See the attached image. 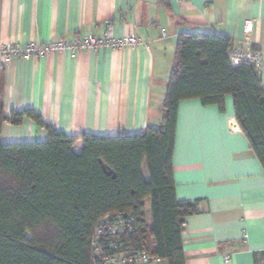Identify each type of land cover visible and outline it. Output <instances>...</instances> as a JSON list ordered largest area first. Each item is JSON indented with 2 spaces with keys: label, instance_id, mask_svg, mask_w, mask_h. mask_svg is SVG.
<instances>
[{
  "label": "crops",
  "instance_id": "1",
  "mask_svg": "<svg viewBox=\"0 0 264 264\" xmlns=\"http://www.w3.org/2000/svg\"><path fill=\"white\" fill-rule=\"evenodd\" d=\"M182 32L226 34L233 49L264 51V0H0V44L87 35H133L142 43L13 59L4 67L5 115L34 109L69 135L157 127ZM47 138L28 117L2 129L6 143ZM74 149L82 152L83 143ZM143 175L149 179L146 165ZM173 177L178 199L198 201L182 233L185 264H264V168L236 120L232 95L222 109L199 99L180 103Z\"/></svg>",
  "mask_w": 264,
  "mask_h": 264
},
{
  "label": "trees",
  "instance_id": "2",
  "mask_svg": "<svg viewBox=\"0 0 264 264\" xmlns=\"http://www.w3.org/2000/svg\"><path fill=\"white\" fill-rule=\"evenodd\" d=\"M232 50L233 39L226 34L180 33L162 122L117 136L69 135L34 109L6 116L0 66V264H104V257L140 252L164 264H185L184 225L199 210L198 201L180 200L175 191L180 103L199 99L222 109L232 95L236 120L264 168L263 81L254 65H234ZM25 117L45 127L48 138L4 142V123L19 125ZM78 142L80 153L74 149ZM129 213L131 230H105L97 237L101 224L107 228V215Z\"/></svg>",
  "mask_w": 264,
  "mask_h": 264
},
{
  "label": "built area",
  "instance_id": "3",
  "mask_svg": "<svg viewBox=\"0 0 264 264\" xmlns=\"http://www.w3.org/2000/svg\"><path fill=\"white\" fill-rule=\"evenodd\" d=\"M185 1V0H180ZM252 24L247 23L246 30L251 31ZM141 41L133 35H126L124 37H98L95 35H87L78 37L73 40L60 38L49 43L37 42L34 40L28 41L24 46L17 43H2L0 44V66L7 68L13 59H36L50 52L66 51L72 57H75L81 50L99 51L105 48L118 49L122 47L138 46ZM231 59L234 65H239L243 62L250 63L257 69L260 78L264 82V51H259L254 48L233 49L231 51ZM134 217L130 213L107 215L104 222L105 226L97 229V237H99L105 230L108 233H117L133 228ZM96 237V238H97ZM96 243V242H95ZM230 257H226L229 261ZM161 261L159 258L151 257L146 252H140L131 256H109L103 258L104 264H136L139 262Z\"/></svg>",
  "mask_w": 264,
  "mask_h": 264
}]
</instances>
